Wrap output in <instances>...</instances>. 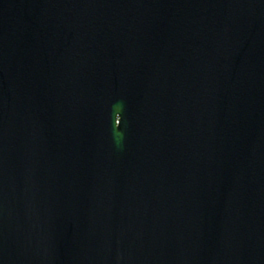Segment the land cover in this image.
Instances as JSON below:
<instances>
[{
	"label": "water",
	"instance_id": "95a60500",
	"mask_svg": "<svg viewBox=\"0 0 264 264\" xmlns=\"http://www.w3.org/2000/svg\"><path fill=\"white\" fill-rule=\"evenodd\" d=\"M0 264H264V0H0Z\"/></svg>",
	"mask_w": 264,
	"mask_h": 264
},
{
	"label": "clouds",
	"instance_id": "9594fccd",
	"mask_svg": "<svg viewBox=\"0 0 264 264\" xmlns=\"http://www.w3.org/2000/svg\"><path fill=\"white\" fill-rule=\"evenodd\" d=\"M117 112H119V114H120V116H121V113H120V109H119V107H117V109H116V111H115V115H116ZM119 132H120V125L117 126V125L115 124V133H116V134H119Z\"/></svg>",
	"mask_w": 264,
	"mask_h": 264
}]
</instances>
